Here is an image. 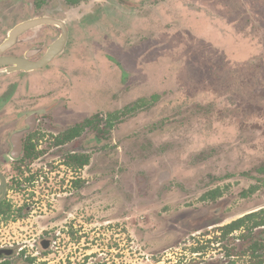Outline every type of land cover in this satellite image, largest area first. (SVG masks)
<instances>
[{
    "label": "rangeland",
    "instance_id": "rangeland-1",
    "mask_svg": "<svg viewBox=\"0 0 264 264\" xmlns=\"http://www.w3.org/2000/svg\"><path fill=\"white\" fill-rule=\"evenodd\" d=\"M247 1L264 24V0ZM245 5L88 4L93 43L60 72L77 81L81 62L84 75L82 112L67 120L104 116L81 129L89 162L63 170L51 153L50 172L75 179L54 180L29 222L0 226V246L26 247L24 264H264V30L244 20ZM53 85L69 108L75 86ZM75 187L80 200L64 212ZM251 213L244 228L223 230Z\"/></svg>",
    "mask_w": 264,
    "mask_h": 264
},
{
    "label": "flooded vegetation",
    "instance_id": "flooded-vegetation-1",
    "mask_svg": "<svg viewBox=\"0 0 264 264\" xmlns=\"http://www.w3.org/2000/svg\"><path fill=\"white\" fill-rule=\"evenodd\" d=\"M117 1L127 10L140 9L137 7L138 0ZM239 1L248 6L245 5V13H242L244 20L248 24H260L264 30L263 17L253 12L251 1ZM90 3L93 4V0H0L1 227L16 225V221L20 225L29 222L33 213L47 208L54 180H61L63 184L66 176L75 179L65 172H50L56 168H49V163L52 153L54 159H58L55 166L59 165L63 170L66 164L79 167L82 141L85 138L82 137L81 129L83 126L86 130L93 128V115L89 119L71 122L82 112L78 96V82L84 76H81V62L73 69L74 76H79L77 81L60 72L65 71L66 67L76 66L82 47L93 43V9H87ZM204 12L200 14L201 19L207 16V12ZM82 20L85 21L84 28ZM89 23L91 27L88 29ZM244 35L238 33L239 37ZM34 67L39 68L31 69ZM56 79L68 80L75 86L69 92L72 99L69 108L66 107L65 94L50 90V87L54 88ZM75 114L74 119L67 120V117ZM98 116L104 118L103 115ZM79 180H75L72 186L75 184L77 187ZM76 187L63 207L64 212L76 207L80 200L77 196L80 188ZM256 214L251 213L239 219L244 220V224L228 231V234L244 228L247 221L256 218ZM238 221L223 227V230L226 231ZM8 242L10 244V240ZM52 243L53 237L40 241L42 247H50ZM25 248L0 246V264H15V258H21L23 264L27 263L24 258L30 257L26 256Z\"/></svg>",
    "mask_w": 264,
    "mask_h": 264
},
{
    "label": "trees",
    "instance_id": "trees-1",
    "mask_svg": "<svg viewBox=\"0 0 264 264\" xmlns=\"http://www.w3.org/2000/svg\"><path fill=\"white\" fill-rule=\"evenodd\" d=\"M95 121L97 122V123H99V122H101L100 121V116H95L94 118H93V123H95ZM103 121V120H102ZM107 126H112V123L111 122H109L108 124H107ZM96 127V126H95ZM94 128V127H93ZM97 129H95V130H99V132H101V129H99V127H96ZM88 160L86 159V158H84V157H82L81 159H80V166L81 167H83V166H85L86 164H88ZM244 224V220H240V221H238V222H236V223H234V224H232L230 227H228L226 230H227V232L228 231H233V230H235L236 228H239L240 226H242ZM262 225H264V223H257L256 224V226H262Z\"/></svg>",
    "mask_w": 264,
    "mask_h": 264
},
{
    "label": "water",
    "instance_id": "water-1",
    "mask_svg": "<svg viewBox=\"0 0 264 264\" xmlns=\"http://www.w3.org/2000/svg\"><path fill=\"white\" fill-rule=\"evenodd\" d=\"M38 68L39 67H34V68H31V69L35 70V69H38ZM48 247H49L48 245L44 246L45 249H47Z\"/></svg>",
    "mask_w": 264,
    "mask_h": 264
}]
</instances>
